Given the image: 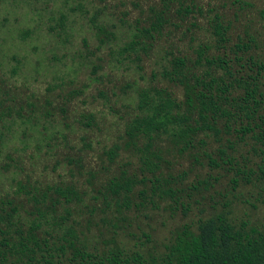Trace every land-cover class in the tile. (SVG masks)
Wrapping results in <instances>:
<instances>
[{"label":"rangeland","instance_id":"374dc122","mask_svg":"<svg viewBox=\"0 0 264 264\" xmlns=\"http://www.w3.org/2000/svg\"><path fill=\"white\" fill-rule=\"evenodd\" d=\"M177 1L183 6L193 5L192 12L177 16ZM151 7L164 10L167 22L162 34L150 40L137 61L133 56L110 54L131 39L135 28L147 27ZM60 14L65 17L64 34L49 30L58 25ZM214 15L230 24L228 45L251 36L254 41L249 53L264 60V0H0V109H10L9 115L3 116L4 124L10 127L0 143V195L10 192L17 180L33 181L40 187L73 183L85 192L84 204L99 207L101 197L95 201L91 197L117 175L120 164H127V174L138 175L132 147L121 150L111 165L102 151L114 143L122 144L123 125L135 110L139 89L155 86L180 95L179 87L159 76L170 55L192 59V49L198 45L210 46L207 55L221 53L212 48L209 24ZM92 16L94 23L113 37H97ZM70 92L78 93L70 96ZM47 99L52 108L45 119L39 112L51 106H45ZM26 102L33 104V113ZM18 108L22 110L17 115ZM88 114L94 116L91 127L84 126L83 116ZM70 158H78L82 168L67 163ZM163 161L162 177L174 189L182 190L179 196L184 206L169 198H150L147 193L143 207L136 208L141 201L136 190L150 189L148 183L136 184L131 193L132 206L114 230L124 244L139 240L138 249L158 253L182 228L193 227L198 218L221 211H227L234 221L264 224V204L255 188L239 184L233 189L228 182L230 175L209 172L205 161L195 165L185 153L170 152ZM89 173L95 177L90 179ZM197 179H207L211 185L195 192L187 190ZM106 216L111 221L108 212ZM98 217L101 215L97 211L90 229L93 239L98 229L106 228L108 233L113 230L101 225Z\"/></svg>","mask_w":264,"mask_h":264},{"label":"trees","instance_id":"16d2710c","mask_svg":"<svg viewBox=\"0 0 264 264\" xmlns=\"http://www.w3.org/2000/svg\"><path fill=\"white\" fill-rule=\"evenodd\" d=\"M193 7L177 1L174 12L182 18ZM163 15L164 10L149 8L147 27L135 28L131 39L110 54L133 56L137 61L150 40L162 34L167 22ZM94 18L90 21L96 36L113 37L103 26L96 25ZM64 19L60 14L58 25L49 30L64 34ZM209 28L212 48L221 53L207 55L210 46L198 45L192 49V59L170 55L161 68L160 78L179 87L178 97L155 86L137 91L135 110L123 125L122 144L114 143L102 154L111 165L121 150L132 147L137 156L134 172L139 174H127V164H120L117 175L91 197L93 201L101 197L99 207L84 204L85 192L73 183L40 187L33 181L17 180L10 192L0 195V264H264V224L234 221L227 211L198 218L193 227H184L170 237L158 253L138 249L139 240L124 244L114 232L117 222H124L132 206L131 193L136 184L150 185L148 192L145 188L136 190L141 200L136 208L143 207L147 193L150 198H169L184 206L179 196L182 190L174 189L162 177L163 156L173 151L187 154L195 165L205 161L209 172H226L233 189L239 184L255 188L264 204V60L249 53L254 41L251 36L247 35V41L238 38L228 45L230 24L218 16H213ZM16 68H12L13 73ZM75 93L78 92L69 95ZM50 105L47 99L45 106ZM25 106L33 113V104L26 102ZM51 108L52 105L40 111L39 116L46 119ZM21 110L18 108L17 115ZM9 111L8 107L0 109V143L10 127L3 119ZM83 119L84 126H92L93 114ZM159 142L166 145L160 146ZM67 163L82 168L78 158H70ZM88 175L90 179L95 177L93 173ZM210 185L207 179H197L187 190L195 192ZM97 211L101 225L113 230L108 233L106 228L98 229L93 239L90 229ZM106 212L111 221H107Z\"/></svg>","mask_w":264,"mask_h":264}]
</instances>
